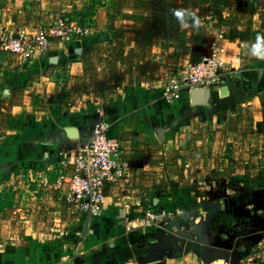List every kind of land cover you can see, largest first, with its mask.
Segmentation results:
<instances>
[{
  "label": "crops",
  "instance_id": "1",
  "mask_svg": "<svg viewBox=\"0 0 264 264\" xmlns=\"http://www.w3.org/2000/svg\"><path fill=\"white\" fill-rule=\"evenodd\" d=\"M61 15L90 26L89 35L53 38L46 56L27 62L0 50V186L24 171L38 182L8 203L0 200V264H131L134 245L147 235L136 230L124 242L123 234L115 241L100 232L124 227L120 210L140 205L157 184L189 211L211 195V184L239 177L229 217L239 226L245 214L264 212V0H0V34L35 33ZM216 47L226 75L207 102L194 103L190 92L174 101L162 96L165 78ZM99 110L112 122L108 134L121 140L120 158L135 169L126 181L105 185L104 208L92 217L93 234L84 242L90 249L68 257L46 251L55 244L46 231L74 217L55 187L54 168L72 162ZM71 126L79 138L67 135ZM231 168L240 174L227 175ZM193 218L178 228H190ZM254 224L264 231L258 219ZM249 238L259 243L262 235ZM106 244L115 247L104 250ZM203 251L144 249L134 264L223 258L208 261ZM241 254L238 264H258Z\"/></svg>",
  "mask_w": 264,
  "mask_h": 264
},
{
  "label": "rangeland",
  "instance_id": "2",
  "mask_svg": "<svg viewBox=\"0 0 264 264\" xmlns=\"http://www.w3.org/2000/svg\"><path fill=\"white\" fill-rule=\"evenodd\" d=\"M222 10H225V8L222 7ZM99 62H101V58H99ZM95 76L97 77L98 75ZM99 77L97 78L102 80L101 78H104V74ZM236 169L237 168L229 169L227 175H233V173L238 171ZM236 174H240V172ZM34 177L35 175H33L32 172L24 171L20 177L3 182L2 186H0V200L8 203L15 195H20L26 190L34 189L37 186L35 184L38 183L32 179ZM237 180H235L234 177H231L230 179H223L220 182L218 181L211 184V195L198 207L189 211L185 210L181 200H176L174 196L171 195L170 190H167L166 193L162 192L161 194L160 186L158 187L159 184H157L154 187L156 190L152 195L147 196V198L146 196L143 197V200L139 203L141 205L139 207L142 208L135 209L136 211L133 213L134 216H132V219L130 220L131 223L127 221L128 215L125 214L123 209H121L119 218H121L122 221L120 223H124L125 226H122V228H114L116 230L109 227V231H106L105 234L104 231L103 234L102 231L100 232L102 234H100V237L104 236L106 239L110 238L111 240L116 241V239H122L123 234L122 240L125 242L129 233L136 230L143 231L147 235V238L145 241H141L134 245V251H131L132 258L129 257L130 259H128L131 261V264L139 262L136 259V256L143 253L144 249L160 254L165 252L169 254L182 253L186 250H193L202 254L201 252L206 248L211 250H228L232 252V254L234 252H241L253 257V261L257 258L258 264H264V262L261 261V255H263L264 252V231H259L254 224L257 222V219L259 220L264 217V212L245 214L242 223L239 226L235 225V219L233 217H229L232 215L230 214L233 205L232 195L235 194V191H238L237 188L242 186L239 177H237ZM258 184L262 185V183L259 182ZM167 186H173V184L169 183ZM262 189L263 190L260 191L264 192V186ZM220 194L221 197L218 198V195ZM192 195L194 196V193ZM223 195L226 196L223 197ZM219 201L221 203V209L223 210L222 212L219 211L220 208L217 206L219 205ZM150 206L159 210H165V213L162 214L163 218L156 221H145V224L142 225L135 221V226H133V219L137 216H141L142 212L146 211V208H150ZM174 207L177 208V210H174ZM70 212L72 213L69 208V213ZM71 215L74 216L72 222L65 227L57 225L55 229L46 231L49 236H52V241L55 240V244L52 247H42L44 250L56 251L58 253L62 252L68 257L74 256L83 250L85 252L91 248L84 246V242L93 234L91 225H89L93 219L77 220V218H79L77 214L72 213ZM193 215L196 216V218H193L192 221H196V224L191 225L188 229L183 228V226L181 229L178 228L177 224H179L180 221L190 218V216ZM219 223L222 227L221 229L220 227H215L216 225L218 226ZM204 224L206 227H202ZM195 225H198V228ZM258 232H260L262 238H260L261 241L259 243H256L254 238H249V236ZM109 243L111 242L109 241ZM108 245L106 244V246H104V250L114 249L115 247ZM147 245H150V248H148ZM38 247L39 245L37 248ZM225 258L226 257L223 255V258L217 264H224ZM87 260L89 262L91 258H87L86 261ZM120 264L126 263L121 262ZM227 264H231L230 261H227Z\"/></svg>",
  "mask_w": 264,
  "mask_h": 264
},
{
  "label": "built area",
  "instance_id": "3",
  "mask_svg": "<svg viewBox=\"0 0 264 264\" xmlns=\"http://www.w3.org/2000/svg\"><path fill=\"white\" fill-rule=\"evenodd\" d=\"M90 26L77 23L68 16H60L54 22L40 27L35 33L21 29L17 35L2 32L0 34V50L13 52L24 61L46 56L53 38L71 41L75 37H86ZM221 50L214 48L210 55H203L197 62H190L181 70L175 71L162 83V96L174 101L195 88L210 87L220 84L226 75L225 61L221 58ZM112 122L104 111L99 110L93 124L91 135L77 148L71 163L66 160L55 166L58 174L55 187L64 193V199L73 214L79 218L90 219L101 213L104 208L107 183H118L127 180L135 169L133 163L120 158L122 143L119 137L108 134ZM73 167L68 172V165ZM141 205L127 207L123 211L128 215L129 223L134 216L133 210ZM142 208V207H139ZM165 210L146 208L141 216L133 219L138 224L145 221H156L163 218ZM264 262V252L261 255Z\"/></svg>",
  "mask_w": 264,
  "mask_h": 264
},
{
  "label": "water",
  "instance_id": "4",
  "mask_svg": "<svg viewBox=\"0 0 264 264\" xmlns=\"http://www.w3.org/2000/svg\"><path fill=\"white\" fill-rule=\"evenodd\" d=\"M210 91H211L210 87L192 89L190 91V93H191L193 102L194 103H199V102L205 103V102H207L210 98V94H211ZM66 133L69 137H71L73 139L79 138L78 129L76 127H73V126L68 127L66 129ZM162 133H163L162 129L159 128L157 130V134L160 136V135H162ZM258 221H259V224L263 225V227H264V217L260 218ZM206 249L211 252V253H207L206 250L203 251L204 257L208 261L214 260L216 257L219 256V254L225 255L231 264H238L242 258L241 252H234L232 254V252H230L228 250H211L209 248H206Z\"/></svg>",
  "mask_w": 264,
  "mask_h": 264
},
{
  "label": "bare ground",
  "instance_id": "5",
  "mask_svg": "<svg viewBox=\"0 0 264 264\" xmlns=\"http://www.w3.org/2000/svg\"><path fill=\"white\" fill-rule=\"evenodd\" d=\"M63 161V160H62Z\"/></svg>",
  "mask_w": 264,
  "mask_h": 264
}]
</instances>
